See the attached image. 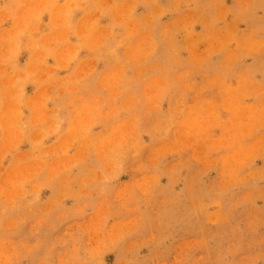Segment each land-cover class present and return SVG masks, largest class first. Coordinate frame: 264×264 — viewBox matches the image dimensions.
Segmentation results:
<instances>
[{"label": "rangeland", "instance_id": "1", "mask_svg": "<svg viewBox=\"0 0 264 264\" xmlns=\"http://www.w3.org/2000/svg\"><path fill=\"white\" fill-rule=\"evenodd\" d=\"M0 264H264V0H0Z\"/></svg>", "mask_w": 264, "mask_h": 264}]
</instances>
